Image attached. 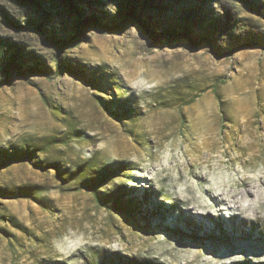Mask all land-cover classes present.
Masks as SVG:
<instances>
[{
    "label": "rangeland",
    "instance_id": "rangeland-1",
    "mask_svg": "<svg viewBox=\"0 0 264 264\" xmlns=\"http://www.w3.org/2000/svg\"><path fill=\"white\" fill-rule=\"evenodd\" d=\"M90 2L0 0V264H264V0Z\"/></svg>",
    "mask_w": 264,
    "mask_h": 264
},
{
    "label": "trees",
    "instance_id": "trees-1",
    "mask_svg": "<svg viewBox=\"0 0 264 264\" xmlns=\"http://www.w3.org/2000/svg\"><path fill=\"white\" fill-rule=\"evenodd\" d=\"M80 1L85 2L86 7H83L82 5H76L77 9L79 8L78 10H81L82 13H85L86 10H89L90 11L89 16H91V17L95 16V14L97 12L95 11V8L94 9L91 8L92 5H91L90 0H75V2H80ZM206 1H208V0H206ZM120 2H121L120 4L123 7H126L129 11H131L133 13L136 11L135 8H139V7H141V5H143L142 0H120ZM196 5H198V3H196ZM142 7H144V5ZM187 7L188 6L183 5V8L186 10H188ZM103 11H104L103 9L100 10L101 15H102ZM146 22L148 23L149 20ZM16 23L17 22H14L13 24L17 25ZM203 23L204 24H202L203 25L202 28L201 27L199 28L200 31L197 30L199 32V34H201V35H205V36L211 35V37H212L213 36L212 34L220 28L219 24H218L219 22L215 18H213L212 16H210L209 19H203ZM233 26L235 27V24L233 25L232 23H228L226 25V27H227L226 29L231 30V28H233ZM169 29H170L169 27L164 26L162 31L169 32ZM48 37L54 41H60V39H61V37H59L54 32H50ZM23 50L24 49L22 46L13 45L11 43V41L8 40L7 38L0 37V61L1 62H4L7 65H16L20 69L21 66H20L18 60H19V57L21 56L22 53H24L25 55H28L30 58H33V55L31 54L30 51L24 50V52H23ZM32 62H34V60H32ZM57 66H59V65H57ZM68 66L70 67V65H68ZM214 89L215 88H213V90ZM120 112H121L122 116L128 117V115L124 109H120ZM118 113L119 112H117V111L115 112V114H118ZM118 117H119V115H118ZM105 171L107 173L110 172L109 169H104V174L106 173ZM85 188L88 190V192L91 193L95 205L100 207V208L107 209L108 211L119 210V211H123V212H136L135 206L132 205L133 199H131V197H129V192H127V191L117 192L114 195H112L113 198L109 200V197L104 198L102 195H100L97 192L94 185L93 186L92 185L86 186ZM145 200L147 201V198ZM138 204H140V203H138ZM159 209H160V206L156 205L154 208V211L156 212ZM142 229L147 231V229H145V227H142ZM129 264H134V263L132 262ZM142 264H145V263H142ZM237 264H249V262L245 261V262H241V263H237Z\"/></svg>",
    "mask_w": 264,
    "mask_h": 264
}]
</instances>
